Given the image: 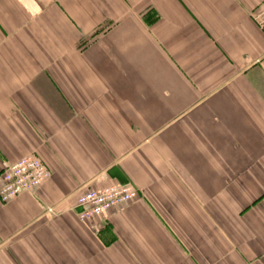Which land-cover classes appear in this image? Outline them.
<instances>
[{
    "label": "crops",
    "instance_id": "obj_1",
    "mask_svg": "<svg viewBox=\"0 0 264 264\" xmlns=\"http://www.w3.org/2000/svg\"><path fill=\"white\" fill-rule=\"evenodd\" d=\"M28 155L0 264H264V0H0V172Z\"/></svg>",
    "mask_w": 264,
    "mask_h": 264
},
{
    "label": "built area",
    "instance_id": "obj_2",
    "mask_svg": "<svg viewBox=\"0 0 264 264\" xmlns=\"http://www.w3.org/2000/svg\"><path fill=\"white\" fill-rule=\"evenodd\" d=\"M50 176V169L39 157L23 156L0 172V200L9 202L38 187ZM139 196L140 190L132 183L111 182L90 188L80 194L77 214L81 220H90L120 205L128 204Z\"/></svg>",
    "mask_w": 264,
    "mask_h": 264
},
{
    "label": "rangeland",
    "instance_id": "obj_3",
    "mask_svg": "<svg viewBox=\"0 0 264 264\" xmlns=\"http://www.w3.org/2000/svg\"><path fill=\"white\" fill-rule=\"evenodd\" d=\"M106 26H103L100 30L98 29L95 32H89L87 35H82V46H80L81 51H83V49L87 48L88 45L94 43V41L96 39H106L108 40V30L105 29ZM105 29V30H104ZM101 49H105L108 51V46H103V48ZM52 53H55L56 49L55 48H51Z\"/></svg>",
    "mask_w": 264,
    "mask_h": 264
}]
</instances>
